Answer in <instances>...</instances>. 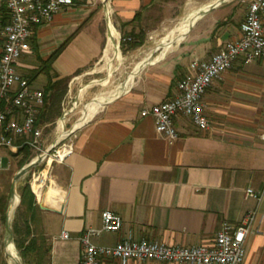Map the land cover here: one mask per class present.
<instances>
[{
	"label": "crops",
	"instance_id": "1",
	"mask_svg": "<svg viewBox=\"0 0 264 264\" xmlns=\"http://www.w3.org/2000/svg\"><path fill=\"white\" fill-rule=\"evenodd\" d=\"M251 1L242 0L246 5L238 8L230 0H198L197 5L195 0H115L108 12L101 0H74V7L36 29L19 71L26 76L41 60L59 53L53 71L72 77L71 97L75 83L96 73L107 53H120L123 34L143 31L152 39L177 17L176 11L184 8L192 10L187 18L195 15L192 24L181 27V22L167 37L171 42L170 37L184 29L183 53H149L120 94L90 103L96 104L74 130L73 151L56 165L54 184L40 204L39 225L32 234L39 238V264H81L80 237L88 228L102 226L106 210L121 215L124 226L94 237L98 245L114 246L132 237L192 247L213 245L224 222L238 225L257 208L245 264H264V63L239 59L213 82L204 97L211 124L207 130L178 117L180 137L170 141L157 132L153 117L141 114L178 94V81L193 60L210 59L242 36ZM262 19L264 26V13ZM111 35L115 46L108 51ZM2 52L0 38V61ZM47 80L43 73L34 85L43 90ZM87 90L81 85L71 98L81 101ZM6 156L10 160L4 152ZM9 168L10 163L5 174L0 170L4 182ZM248 188L263 194L260 203L245 197ZM64 232L69 239L62 238ZM17 258L11 255L10 264H19Z\"/></svg>",
	"mask_w": 264,
	"mask_h": 264
},
{
	"label": "built area",
	"instance_id": "2",
	"mask_svg": "<svg viewBox=\"0 0 264 264\" xmlns=\"http://www.w3.org/2000/svg\"><path fill=\"white\" fill-rule=\"evenodd\" d=\"M101 1L109 12L108 8L115 0ZM74 6V0H0V38L3 40L0 61V170L4 165V152L15 154L24 146H29L33 151L42 147L44 128L39 124V115L45 104L44 91L23 75L18 66L31 49L36 29L51 23L56 15ZM263 13L264 0H252L242 25V36L226 43L210 59L193 60L188 73L178 81V94L141 112L143 117L155 119L159 134L170 141L177 140L180 137L176 126L178 117L190 119L201 130L211 127L204 97L213 82L239 59L245 63H264ZM72 151L73 143L57 151L50 159L51 163H63ZM43 159L40 156L32 162L39 160L40 163ZM245 197L255 198L260 203L263 194L248 188ZM258 214V208L250 211L238 225L224 222L211 246L184 247L132 237L114 246H104L94 243L93 238L104 232H119L124 226L121 215L106 210L102 213V226L88 228L80 237L81 264H103L108 260L118 264H129L133 260L177 264H245L248 237L255 228ZM62 238L69 239L70 234L64 232Z\"/></svg>",
	"mask_w": 264,
	"mask_h": 264
},
{
	"label": "rangeland",
	"instance_id": "3",
	"mask_svg": "<svg viewBox=\"0 0 264 264\" xmlns=\"http://www.w3.org/2000/svg\"><path fill=\"white\" fill-rule=\"evenodd\" d=\"M230 1L236 2L238 8H243L246 5V3H243L242 0ZM196 2L198 3V0H195L194 5H197ZM191 12L192 10H187L184 8L176 11L177 17H174L172 21H170L166 26L161 27L160 31L154 35L152 39H147L146 37L144 47L136 49L132 52L130 51V53L129 51H125L119 47L120 53H118L117 56L114 52L109 53L108 57L104 56L94 69L96 73L83 76L78 82L75 83L71 97H74L81 85L84 87L88 86V90L86 93H84L81 101L73 100L68 96L67 93L62 105V115L56 120L55 123L42 125L44 128L42 147L39 150L31 151V157L25 166L40 156H43L44 159L16 182L15 195L19 196L20 202L15 209V214H13L12 217L10 215V211L15 197L14 196L12 198L14 179L17 173L21 170L20 159L22 157H11L10 155L11 161L9 158H7V156L4 158V165L1 173L5 174L4 172L6 168L9 167V163L10 168L6 172L8 174V182H4V179L0 178V193H4V195L0 198V200H2L0 202V224L2 226H0V264H10L11 255L9 252V246L13 248L16 246L15 251L20 257V264H39L41 262L39 254L40 252H37L36 250L35 252H27V258L25 259L16 244L17 235L14 232V224L17 215L19 212H22L24 217L30 218V212L27 210V207L25 205L21 206L23 190L27 187L29 188L31 200H33L37 206L35 217L32 219L31 223L32 231H36V227L39 225L37 220L39 218L38 214L40 210V204L47 192H49L52 188V185L54 184L55 167L56 165L60 164L59 162L54 161L47 169L48 163L52 156L57 153V151H62L73 143L75 135L74 130L78 128L76 126L83 119L82 117L84 115L83 113L85 109L86 114L88 109L93 106L90 103H92L95 98H99L96 100L97 102L103 98H111L110 96L120 94L127 81L132 79V76L135 75L139 66L144 64L143 62L148 57L149 53H156L155 56H163L170 53H183L181 51L182 48L180 47L181 42L173 43L172 48L170 50H166L165 52L167 43L170 42L167 37L177 26L181 24L182 21L187 18V16H189ZM44 77L45 75L41 76L40 80L45 79ZM65 113H67V116H65ZM62 119L65 120L64 127L61 124ZM51 148L52 150H50ZM8 218L10 230L13 231V238L11 232L6 228ZM30 238L33 237L31 236ZM17 259L19 262V258Z\"/></svg>",
	"mask_w": 264,
	"mask_h": 264
},
{
	"label": "trees",
	"instance_id": "4",
	"mask_svg": "<svg viewBox=\"0 0 264 264\" xmlns=\"http://www.w3.org/2000/svg\"><path fill=\"white\" fill-rule=\"evenodd\" d=\"M122 49L125 51L136 50L144 45L146 39V33L141 31L138 34L125 33L122 36ZM129 38L131 40H129ZM59 53H55L48 60H41V64L37 69L32 70L26 76L31 82H34L39 75L45 73L48 76V81L43 88L45 95V104L41 109L39 115V124L55 123L56 120L62 115L63 102L69 90V83L72 77H61L59 74L53 71V62ZM31 148L24 146L18 153L10 154L11 157H22L20 159V169H22L29 161L31 157ZM2 200H0L1 202ZM4 201V200H3ZM2 204V203H1ZM26 206L30 212V218L24 217L22 212H19L15 219L14 232L17 235L16 244L21 254L26 259L27 252L34 251L38 242L37 239L30 238L33 234L31 229L32 219L35 217V211L37 209L36 204L31 200V193L29 188L23 190L21 206ZM23 224V225H22Z\"/></svg>",
	"mask_w": 264,
	"mask_h": 264
},
{
	"label": "bare ground",
	"instance_id": "5",
	"mask_svg": "<svg viewBox=\"0 0 264 264\" xmlns=\"http://www.w3.org/2000/svg\"><path fill=\"white\" fill-rule=\"evenodd\" d=\"M194 18H195V15H193V16H191V17L185 19L184 21H182V26H181V27H185V26L189 25V24L194 20ZM193 22H194V21H193ZM193 22H192V23H193ZM192 23H191V24H192ZM111 27H112V26H111ZM190 27H191V26H190ZM190 27L187 28V31H189V28H190ZM111 30H112L113 35H116V34H114V33H115L114 30H113V29H111ZM175 35H177V36H175ZM184 36H185V30H184V29L176 31V32L173 34L172 38H171V42L167 45L166 50H170V49L172 48L173 43H176V42L179 43V42L181 41V39H182ZM115 42H116V41H115ZM114 46H115L114 38H113V36L111 35V39H110V44H109V47H108V51L111 49V47H114ZM116 49H117V48H116ZM111 51H112V50H111ZM108 54H109V53H107L106 57H108ZM115 54H116V56H117L118 53H115ZM111 61H112V60H111ZM106 83H107V82H106ZM104 99H105V98H104ZM103 101H104V100H103ZM103 101H102L101 103H99V104L96 106V109H99V108H100V106L103 104ZM95 104H96V103H94L93 106H95ZM87 115H88V113L84 116L85 118H83V119L81 120V122L78 123V125H77L76 127H79V125H81V124L84 122V120L87 118ZM61 124H62L63 127L65 126V120H64V119H62ZM76 127H75V128H76ZM60 130H61V129H60ZM50 164H51V161H49L48 166H47V169L50 167ZM19 202H20V198H19V196H18V195H15L14 200H13L12 205H11V211H10V212H11V213H10L11 217H12L13 214H15L14 212H15V209H16V207L18 206ZM15 248H16V246H15ZM15 248L9 246V252H10V255H14V256H17V257L19 258V264H20V257H19V255L16 253Z\"/></svg>",
	"mask_w": 264,
	"mask_h": 264
},
{
	"label": "water",
	"instance_id": "6",
	"mask_svg": "<svg viewBox=\"0 0 264 264\" xmlns=\"http://www.w3.org/2000/svg\"><path fill=\"white\" fill-rule=\"evenodd\" d=\"M39 163V160L38 161H34V162H31L30 164H28L27 166H25L24 168H22L18 173L17 175L15 176V179H14V188H13V194H12V197L15 196V193H16V189H15V185H16V182L22 178L23 176H25L31 169H33L37 164ZM7 229L11 232V235H12V238H13V231L10 230V224H9V218L7 220Z\"/></svg>",
	"mask_w": 264,
	"mask_h": 264
}]
</instances>
